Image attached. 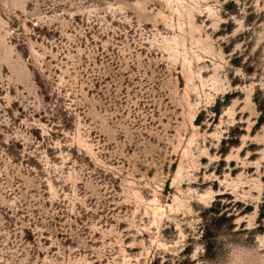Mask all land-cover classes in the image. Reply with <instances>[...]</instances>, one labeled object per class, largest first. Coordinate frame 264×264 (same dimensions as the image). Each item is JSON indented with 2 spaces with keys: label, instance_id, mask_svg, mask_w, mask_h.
I'll return each mask as SVG.
<instances>
[{
  "label": "rangeland",
  "instance_id": "1",
  "mask_svg": "<svg viewBox=\"0 0 264 264\" xmlns=\"http://www.w3.org/2000/svg\"><path fill=\"white\" fill-rule=\"evenodd\" d=\"M0 264H264V0H0Z\"/></svg>",
  "mask_w": 264,
  "mask_h": 264
}]
</instances>
